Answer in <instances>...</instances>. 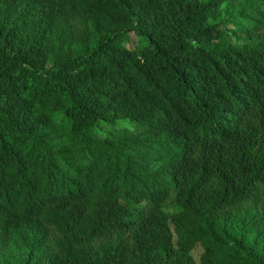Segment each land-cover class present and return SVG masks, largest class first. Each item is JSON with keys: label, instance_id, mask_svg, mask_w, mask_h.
I'll return each instance as SVG.
<instances>
[{"label": "trees", "instance_id": "16d2710c", "mask_svg": "<svg viewBox=\"0 0 264 264\" xmlns=\"http://www.w3.org/2000/svg\"><path fill=\"white\" fill-rule=\"evenodd\" d=\"M13 249L0 264H264V0H0Z\"/></svg>", "mask_w": 264, "mask_h": 264}, {"label": "rangeland", "instance_id": "374dc122", "mask_svg": "<svg viewBox=\"0 0 264 264\" xmlns=\"http://www.w3.org/2000/svg\"><path fill=\"white\" fill-rule=\"evenodd\" d=\"M235 8L237 9L238 8V5H235ZM236 9L234 11V15L235 12H236ZM231 18V16L227 13L224 12L223 14V17H222V21H223V27H226L225 24L228 23V19ZM167 208L171 209V205H169V203H167ZM200 253H201V249L199 247H197L193 253V258L196 262L199 261V256H200ZM24 258V255L22 252H20L19 250L17 249H13L12 251H10L9 253L5 254V255H2L0 256V260H7V261H16V260H20V259H23Z\"/></svg>", "mask_w": 264, "mask_h": 264}]
</instances>
